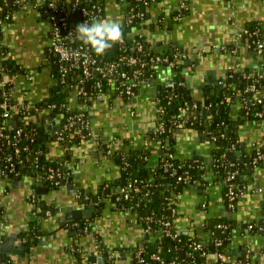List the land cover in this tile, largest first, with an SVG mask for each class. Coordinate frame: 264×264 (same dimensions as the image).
Returning a JSON list of instances; mask_svg holds the SVG:
<instances>
[{"label":"crops","instance_id":"0c3cea01","mask_svg":"<svg viewBox=\"0 0 264 264\" xmlns=\"http://www.w3.org/2000/svg\"><path fill=\"white\" fill-rule=\"evenodd\" d=\"M4 1L12 10V18L2 27L0 38V67L6 60L10 62L8 69L3 71L4 83L10 85L12 101L37 103L49 95L51 86L60 82L53 73L55 68L58 69V65L54 68L52 60L54 55L50 50L52 23L44 12L48 0H12V7L11 2ZM261 1L264 2V0H161L151 3L145 9V21L140 27H133L128 36L146 37L155 50L163 51L167 47L172 49L174 56H177L176 67L156 65L154 72L142 81L136 94L131 98L124 99L113 93L100 92L88 107H82L75 97L71 98V95L69 98L72 108L87 109L92 126L102 136H108V139L104 140L118 138L122 142L123 139H128L130 145H126L125 149L130 147L142 149L149 145L151 134L156 129L161 93L164 84L169 83L168 80L171 82L174 75L177 76L178 73L183 75L187 69L180 86H186L185 79L189 78L199 79L202 85L206 84L203 80L209 76L210 81L214 83L208 86L207 92L210 94L211 90L215 89L219 95L222 90L221 82L220 84L216 82L222 80L230 69L231 81L225 87L230 95L228 97H231L229 116L234 121V126L238 127L239 136L236 143H244V153L238 155V158L244 155L247 165L242 174L245 176L242 179L247 181L243 183L246 186L245 192L238 198L235 210L227 212L224 181L221 178L216 180L219 176L215 174L210 164L218 145L207 139L205 133L201 136L197 130L190 131L186 129L187 127L176 129L171 140L177 159L182 161L204 159L206 163L208 162L209 179L189 185L177 195L175 202L177 211L173 215L174 227L193 237L206 239L212 234L211 227L216 220L229 216L234 226L228 242L230 254L228 264H264V233L252 232L247 228L250 223L264 217V193H257L252 188V185L264 188V183L261 184L260 177L255 172L256 167L252 174L245 173L246 167L252 162L255 146H264V118L258 121L241 119L244 116L241 113L239 98L242 95V90H239V79L252 75L245 70L246 65L259 63V60L264 62V53L249 59L246 55L258 51L247 42L242 47L246 55L235 52V61L231 62L229 56L231 54L227 53L233 46L239 49L240 46L237 44L239 40H233L232 44L233 42H229L232 37L226 36V33L240 29L246 41L250 38L255 41L256 35L252 33L258 31L254 27L256 26L261 27L260 38L264 39L262 33L264 5ZM182 2L188 7L185 10H178ZM124 15L122 3L117 0H106L102 19L113 18L123 24ZM250 27L254 30L250 31ZM185 49L188 50V54L185 53ZM188 55L200 57V66L198 67L194 61L183 66L184 62L180 61L188 58ZM238 60H241L239 67L242 71L235 70ZM195 67L201 69L195 78H192L194 75L192 70ZM207 71H210V74ZM235 74L240 77L233 79ZM181 76L180 78L183 77ZM255 76L257 83H260V89L257 88L255 93L258 97L264 98V72ZM147 79L157 83L159 89L155 90L151 83L146 82ZM70 85L72 84L66 83V89L72 94L74 87ZM200 94L199 90L194 92L198 101H201ZM134 97L138 98L137 102L132 101ZM47 125L54 136L48 145V158L50 160L62 158L65 148L55 139L62 125L61 117L48 120ZM10 126H13L12 123ZM70 154L73 167L71 183L76 188L80 186L77 189L86 191L85 194L92 199L90 203L80 204L79 198L74 192H70L66 185L52 190L44 186L49 193L42 195L39 189L35 188L37 181L33 176L8 179L1 169L0 237L4 238L1 243H5L3 254L6 258L0 253V264H73L75 258L71 249L72 243L79 242L86 255H95L96 233L102 236L109 247L136 248L146 239L147 234H150L149 240L152 238V234L146 230L145 224L136 214L120 211L111 201L105 203L101 214H96L98 210H95V218L90 219L92 230L86 231L79 226H73L76 230L69 232V224L79 220L62 222L63 209L71 204H75L77 208L88 207L94 203L95 196L103 191L104 186L111 187V184L116 183L120 177L119 166L111 160V155L98 142L84 140L74 145ZM159 162V151L156 150L148 158V165L155 169ZM228 166L232 164L229 162ZM259 194L263 195V200L254 197ZM33 195L36 197L33 198ZM99 198L101 199V195ZM33 199H36V205ZM35 206L38 210L36 214ZM49 208L53 212L52 216L45 212ZM32 224L39 233L36 242L28 247L23 235ZM232 249H236V253L231 252ZM122 254L123 252L119 254L116 264H132L131 253ZM87 259L89 257H86L85 261ZM206 264L222 263L217 253H210Z\"/></svg>","mask_w":264,"mask_h":264},{"label":"trees","instance_id":"16d2710c","mask_svg":"<svg viewBox=\"0 0 264 264\" xmlns=\"http://www.w3.org/2000/svg\"><path fill=\"white\" fill-rule=\"evenodd\" d=\"M60 1V0H59ZM66 5H70L71 1L62 0ZM119 3H122L124 9L135 7L137 10H140L142 7V2L137 0H117ZM161 1V0H156ZM4 0H0V3H3ZM81 6L91 9L93 5L98 4L105 8L106 0H80ZM6 9L12 14V10L9 8V5H6ZM72 20V16L70 17ZM139 23H135L133 27H140ZM123 27L124 36L128 38L127 50H117V52L113 55L108 51V58L110 60L117 59L121 54L130 55L133 54L134 51L130 49L133 42H139L143 44V49L139 52H136L137 56L141 59H145L149 62L147 65V74H152L155 70L156 63L151 61L152 57L158 55H171L173 54L172 49L166 51H160L159 49H154L151 46V43L148 42L146 37H129L128 30L133 27ZM255 29L259 31V36H255V40L260 38V28L254 26ZM133 39V40H132ZM57 58V57H56ZM55 56L53 57V66H57ZM10 62L6 60L2 67H0V94L2 92L1 84L4 83V70L8 69ZM3 68V70L1 69ZM19 68V67H17ZM9 69V71H11ZM60 69H54L55 76L59 79L58 85H53L50 87L49 95L43 100L32 103L36 105L41 110H44L41 114L36 112L35 110L30 111L29 113L23 114L18 113L15 118L18 119L19 124L16 128L7 126V132L13 137L16 133V130L22 128V134L18 137V143L13 145V143L5 144V147L0 152V165L5 164V157L7 154H11L14 152L15 148L18 147L21 150V156L27 161L24 165L18 164V161L15 159V171L11 172L9 168L3 167L4 176L8 179H18L22 176L28 175L33 176L36 179L37 185L36 190L41 186H45L48 189H57L62 183H71L73 180L72 173L67 174L66 177L60 183H56L48 179V176L51 172V168L60 167L63 162H71V154L70 150L76 144H80L84 141L83 137L80 135H73L72 133L67 134L65 141H61L60 144L65 148V154L62 158H58L56 160H50L48 158L49 151V142L54 139V136L48 131L46 125L48 120L55 119L57 116L61 117L62 123L64 120L75 113H78L80 108H72L70 106L69 98L70 92L66 89V83L73 82V78L78 79L83 76L80 72H74L73 78L70 77L67 79L65 76L62 77ZM128 73L130 74L132 68H127ZM88 83H90L89 88L87 89L88 95L81 96L78 98L79 104H89L90 98L95 97L100 92H109L114 93L107 84V81L102 79L99 75L94 73L90 77H88ZM242 82L239 84V90H242V95L239 97L241 101V113L243 114V118L241 119H250L251 121L261 120L260 117L256 114L259 111V105L255 102L258 98L256 93H245V89L252 85L257 84L256 76H244L241 78ZM69 81V82H68ZM6 88L10 91V85L6 84ZM221 93L218 95L217 93L212 95L211 93L207 94L205 104H202L200 100L198 101L196 98L187 94L185 91H181L179 88L175 90L174 94L171 96L169 92H163L161 95V103L160 106L164 109V113L161 115V118L165 125L164 132L160 133L156 129L151 134V141L149 145L142 149H135L130 147L129 149H125L124 147L130 145V141L128 139H123L121 142V146L119 149L115 150L114 153L110 156L111 160H113L120 168V177L116 180V183L111 184V188L115 186H120L125 184L131 178H137L139 180V185L142 188V193H144L148 188L152 190V200L147 204H140L137 206V200L139 199V194L135 192H131L130 199H123L120 203H118L119 210L124 213H129V208L131 207L136 211L137 217L140 219L142 217H152L151 223H143L145 224V228L150 229V233L152 234V238L149 242L144 244V248H140V245L136 248L129 247H109L102 239V236L99 233H96L95 237L97 242L99 243V252L105 257V264H116V261L119 256L114 255L112 259L108 258L109 253L123 252V253H131L133 257L132 264H170L174 260H183L184 263L187 264H206L207 257L210 253H220L223 252L229 254L228 242L231 236V230L233 228V220L229 216H223L216 220L214 225L211 227L213 234L210 235L209 238L200 239L198 237H193L189 234L183 235L179 232V236L177 238H172L167 235L162 230V222L168 219L173 221V216L171 214V199L173 196L179 195L185 187L189 186L192 181L198 180L200 178V167L199 163L205 161L204 159H199V161H182L177 158L173 160L175 167L177 168L176 175H173V170L165 169L164 163L169 161V154H175V149L172 145V135L174 131L177 129L174 121L179 116V107L182 105H188L187 114L191 111L192 114H197L198 118L193 120L192 122H187L183 126L188 128H193L197 130L200 134L205 133L207 137L211 135L217 136L216 144L218 148L213 152L212 159V167L215 170V174L221 178L223 181L227 178L228 172L233 171V166H228L230 162L226 156L227 148L223 144V142L231 143L234 146L237 142V126H234V121L230 119L229 111H230V103L226 101L227 97L230 96L227 94L225 88H223ZM125 99V97H123ZM236 99V97H234ZM1 102V97H0ZM15 102V101H14ZM193 102L198 104V107L201 109H193ZM25 105H29L30 103H24ZM53 104L56 107L52 110H49L50 106ZM204 107L206 111H204ZM1 109H0V130L3 126H5L6 121L1 117ZM86 116L90 118L88 111H85ZM91 119V118H90ZM92 121V120H91ZM80 124H76L73 128H77ZM182 126V127H183ZM229 128V134L226 133V128ZM4 130H2L3 132ZM73 129L71 130V132ZM88 134V130L83 129L82 135ZM56 139V137H55ZM161 145L163 146L162 148ZM159 151L161 155L160 163L154 169L155 172V181L154 184L148 185V174L146 171V158L150 157V155ZM38 152V155L35 153ZM256 149H254V153ZM252 154V159L254 156ZM206 162V161H205ZM231 163V162H230ZM184 164V165H183ZM211 164V163H210ZM232 164V163H231ZM182 167H179L181 166ZM208 165V162H207ZM5 166V165H4ZM237 166V171L240 172L236 175V183L243 185V183H247L245 179L241 178V175L244 173V168ZM211 167V165H210ZM253 169L255 167H252ZM67 171L64 170V173ZM182 176L183 180L179 181L178 177ZM106 185V184H105ZM114 185V186H113ZM110 185H106V189H103L101 192V199L105 197H109L113 202L115 201V196L112 195V189ZM226 192V188L224 189ZM100 199V203H98V211L96 214H101L104 209L105 203ZM48 208V207H47ZM47 210L46 209L45 212ZM132 210V211H133ZM230 211V210H229ZM233 211V210H232ZM231 211V212H232ZM90 221V219L79 220L78 222L81 226ZM142 222V221H141ZM83 224V225H82ZM218 224H223L227 226L226 228H218ZM89 229L92 230V225L89 226ZM255 232V231H253ZM38 229L35 225L30 226L29 230L24 233V238L26 240V244L29 247L31 244L36 242L38 236ZM217 240H222V245H216ZM194 241H203L205 244L204 250H196L194 251L190 245ZM71 249L75 258L73 264H96L94 260H92L89 254L86 255V251L82 249V246L79 245V242L74 241L71 245ZM142 250L143 252L139 257H141L144 261H140L137 257V252ZM184 251L185 254L181 257V251ZM192 255H189V253ZM158 254L161 256V260H156L154 255ZM88 258L85 261V258ZM225 264V263H223Z\"/></svg>","mask_w":264,"mask_h":264},{"label":"built area","instance_id":"2783aa9c","mask_svg":"<svg viewBox=\"0 0 264 264\" xmlns=\"http://www.w3.org/2000/svg\"><path fill=\"white\" fill-rule=\"evenodd\" d=\"M71 1L70 5H66L64 1L62 0H48L44 7V12L49 18V20L52 23V30L50 35V50L53 53V55L56 58V63L58 65V68L60 69V73L62 77L64 78L68 74L70 77L73 78V73L80 72L83 76L79 77L78 79L73 78V82H69L70 86L74 87V93H72L71 98L75 97L77 100L81 96H87V83H88V77L96 73L99 75L102 79L107 81V84L109 87H111L112 91L114 93H117L118 96L125 97V98H131L136 94V91L139 89L142 81L148 77L151 74H147V65L149 64L148 61L145 59H141L139 56H137L136 52H139L143 49V44L139 42H133L132 46L129 47L134 51L133 54L130 55H123L121 54L117 59H107L108 57V50L104 55L97 56L95 53L91 50V48L87 45H84L81 41H79L76 37V26L88 22L92 23L94 20L102 19L103 13L105 8H103L101 5L95 4L92 6L91 9L82 7L80 0H68ZM123 1V0H120ZM125 1V0H124ZM142 2V7L140 10H137L135 7H130L125 9V15H124V23L122 24L124 27H133L135 23H139L140 25L145 21V9L146 7L150 6L151 3L156 2V0H137ZM7 2L4 1L3 3H0V38H1V31L2 27L12 18L11 13L6 9ZM123 5V4H122ZM125 6V4H124ZM144 7V8H143ZM188 7V5L185 2H182L178 10H185ZM77 14L78 17L74 20L73 16ZM72 16V20L70 17ZM252 34L259 36L258 31H254ZM128 38L124 36L123 42L115 44L116 45V51L127 50V43ZM133 40V39H132ZM253 46L259 53H264V39L257 38ZM169 50L164 49V51ZM136 51V52H135ZM176 60L177 56H174V54L171 55H158L155 57H152L153 62L156 63V65H169L172 68L176 67ZM132 68L131 73L129 74L127 71V68ZM178 84L176 81H171L168 84H166V88L164 92H169L172 96L176 89H178ZM2 92L0 94L1 102H0V109H1V117L6 121L5 126H3L0 130V149L3 150L5 147V144L13 143V145H16L18 143V137L22 134V128H19L16 130L15 135L12 137L10 133L7 132V126L10 125L11 121H17L19 124V121L15 116L18 113H29L32 110H35L39 114L44 112V110L39 109L34 104L25 105L24 103L20 102H14L11 99L10 91L6 88V84L2 83ZM256 85L252 84L248 86L245 89V93H255L256 92ZM99 94V93H98ZM97 97V95L95 96ZM93 97V98H95ZM93 98H90L89 104H81L82 107H88L90 104H92ZM231 97H228L226 99L227 102H230ZM259 105V111L256 113L260 119L264 118V98L258 97L255 101ZM188 105H182L179 107V116L174 121L176 128H181L185 123L192 122L193 120L198 118L197 114H192L191 111L187 114V109L190 107H187ZM56 107L55 104L50 106L49 110H52ZM193 109H201V107H198V104L193 102L192 104ZM84 108L80 110L78 113H75L73 115L68 116L64 123H62L61 127L56 133V139L61 142L65 141L67 134L72 133L73 135H80L83 137L84 140H91L94 142H98L101 145L104 146L106 152L109 155H112L115 150L119 149L121 146V140L118 138L110 139V140H104L102 139V135L99 131H97L92 126V121L90 118L86 116ZM164 113V109L160 106L158 109V119H157V125L156 130L160 133L164 132L165 125L161 118V115ZM76 124H80V128H73L76 126ZM13 128H16L17 126H12ZM73 131L71 132V130ZM83 129L88 130V134L82 135ZM210 139L213 142H216L217 136L210 134ZM235 146V145H234ZM122 147V146H121ZM163 146L161 145L160 148ZM256 152L254 153L253 159H252V166L253 167H264V146L256 145L255 146ZM38 155V152L35 153ZM159 157L161 158V155L159 154ZM170 160L165 162L163 165L165 169H171L173 170V175H176L177 168L174 165L173 160L176 158L175 154L170 153L169 154ZM18 161V164L24 165L27 159L25 160L21 156V150L16 147L14 152L11 154H7L5 157V166L3 164L0 165V168L2 169L3 173V167L6 169L9 168L11 172L15 171V162L14 160ZM147 164H146V171L148 176V185L154 184L155 181V172L154 167L148 165V157L146 158ZM195 162L199 160H194ZM160 163V162H159ZM184 165V164H183ZM233 166V164H232ZM179 167H182L179 166ZM200 167V178L198 180L192 181L190 185L197 184V182H205L208 181V165L205 161H202L199 163ZM73 167L71 162H63L60 167L57 168H51V172L48 176V179L55 181L56 183H60L63 181V179L66 177L67 174H71ZM64 170L67 172L64 173ZM5 174V173H4ZM238 174L237 170L229 171L227 178L224 180V186L226 188L225 192V201H226V209L227 212H231L232 210H235L238 198L245 192L246 186L243 184L236 183V175ZM39 179V177L35 178ZM178 180H183L182 176L178 177ZM111 187H109L110 189ZM252 188L257 193H264V188L259 186L252 185ZM103 189H106V186L103 187ZM112 195L115 196V201L113 203L115 206L119 209L118 203H120L123 199H130L131 198V192H135L139 194V199L137 200V206L140 204H147L150 203L152 200V190L147 189L144 193H142V188L139 185V180L137 178H131L128 181L125 182V184L120 186H115L111 188ZM74 194L81 198L84 196L89 201H92L90 196L83 193L80 189L74 188L72 190ZM36 195H33V198H35ZM177 196H173L171 199V214L172 216L175 215L177 209L175 206ZM34 200V205H36V199ZM103 200L111 201L109 197L103 198ZM112 202V201H111ZM130 207L128 214H136V211L133 210ZM230 210V211H229ZM37 208L35 206L34 214L37 213ZM36 212V213H35ZM226 212V214H227ZM46 214L48 216H52L53 212L51 210H47ZM137 216V215H136ZM140 220L145 223H151L152 217H142ZM72 226L81 227L84 228L86 231L89 230V226L91 225L90 221H87L84 226H81L79 222L70 223ZM83 225V224H82ZM227 226L223 224H218V228H226ZM247 228L250 231H255L256 233H264V217L261 218L258 221H254L253 223H250L247 225ZM147 231L150 232L149 228H146ZM162 230L169 235L172 238H177L179 236V232L173 224V221L168 219L166 221L162 222ZM213 234V232H212ZM216 245H222V240H217ZM190 247L196 251V250H204L205 244L203 241H194L191 243ZM143 251L140 250L137 252V257L140 259V261H144L141 257ZM94 254L98 258L105 259L104 255H102L99 252V243L96 244V249L94 251ZM121 252L116 251V253H109L108 258L112 259L114 255L119 256ZM218 257L221 261V263L228 264L229 256L223 252L217 253ZM189 255H192L190 252ZM154 258L156 260H161V256L158 254L154 255ZM133 259V257H132ZM96 264H98V261H95ZM147 264H150L147 262ZM170 264H187L184 263L183 260H174Z\"/></svg>","mask_w":264,"mask_h":264},{"label":"water","instance_id":"95a60500","mask_svg":"<svg viewBox=\"0 0 264 264\" xmlns=\"http://www.w3.org/2000/svg\"><path fill=\"white\" fill-rule=\"evenodd\" d=\"M8 1L11 2L10 7H12V0H8ZM77 17H78V15L75 14L73 16V19L75 20ZM252 30H254V28L253 27H250V31H252ZM130 31H131V29L128 30V32H130ZM262 33H263V38H264V28L262 29ZM223 35L225 36V33ZM226 36L228 38L232 37V39H230V41H229L230 43L233 42L232 44H234V41L233 40H236V41L239 40V43H237L240 46L239 49H237L236 46H233L232 49L229 51V53H227V54H231V55H229L231 57V62L235 61V58H236L235 52H237L239 54H245L246 53L244 51V49H242L243 45H245L248 42L250 45L253 46V43H254V39L253 38H250L248 41H246V37H245V35L244 36L242 35V31L240 29L239 30L236 29L235 31H233V32H231L229 34L226 33ZM115 51H116V45H113V47L110 49L111 55L115 54ZM185 53L188 54V50L187 49H185ZM258 54H259V52H257V53L256 52H252V53L249 54V56L246 55V54L245 55H246V57H249V59H250V57H252V56L254 57V55H258ZM189 56L190 55H188V58H186V59H184V58L181 59L180 62H184L183 63L184 64L183 66H185L186 63H192L194 61L195 63H197V66L199 67L200 66V57H197V56H190L189 57ZM237 64H238V66H236L237 68L235 67V70L237 69L236 71H242V69H240L241 67H239V66H241L240 65L241 64V60H238L237 61ZM263 64H264L263 60H259V63H253V64L250 63L249 65H246V67H245L246 69L245 70L247 72L251 73L252 74L251 76H255L257 73L260 75V74H263V72H264V69H263L264 66H263ZM198 67L193 68L192 71L194 72V75L192 76V78H195V75L197 73H199V70L201 68H198ZM186 71H187V69H186ZM186 71L183 72V75L181 73H178L177 76L174 75V77L171 79V81L174 80L177 83H180V81L183 78H185L184 76H186ZM207 72H209L208 74H210V71H207ZM180 76L182 78H180ZM66 77H67V79H69L70 78V75L68 74ZM239 77H238V74H235L233 76V79H238ZM7 78L8 77L6 76V80H7ZM209 78L210 77L208 76L207 78H205L203 80V82H206V84H203V85H202V83H200V80L199 79H194V80L192 79L191 80V78H189V79H185V81L187 82V85L186 86H180L179 84L177 86H178V88L181 91H185L187 94H190L194 98H196L194 96V92L196 90H199V92H201V94L199 95V96H201V97H199V98H201V101L200 102H202V104H205V102H206V96L208 94V92H207L208 86L214 83L213 81H210ZM230 81H231V77H230V69H229V70H227L225 76L222 77V80L217 81L216 84H220V82H221L220 88L223 89V88H225V87H227L229 85ZM146 82L151 83L154 86L155 90H158L159 89V87H158L159 85L157 83L155 84L153 80L147 79ZM168 82H170V81L168 80ZM58 84L59 83H57V85ZM165 84H164V87H163L164 89H162L163 92H164V90L166 88L165 87L166 86ZM89 86H90V83H87V88H89ZM256 87L258 89H260V83H257ZM216 92L217 91L215 89H213V90H211L210 93L212 95H214V94H216ZM227 94L229 95V92L228 91H227ZM132 101L133 102H137L138 101V98L137 97H134L132 99ZM204 111H206L205 107H204ZM11 123H12L13 126L18 125V122L17 121H14V120L11 121ZM46 127H47L48 131L51 132L50 126L49 125H46ZM225 130H226V133L228 135L230 133L229 132L230 131L229 128L227 127ZM201 136H203L202 133H201ZM236 136L238 138L239 135L237 134ZM102 139H108V136H106V135L105 136H102ZM207 139L210 140V137H207ZM223 144L227 148V151H226L225 154H226L228 160L234 165L233 170H237V166L236 165H239L240 167L245 168V166H247L246 165V158H245V156L243 155V156H240L238 158V155H241V154L244 153V143L243 142H240L239 144L236 143L235 146H232L231 143H227V142L224 141ZM210 163L212 164V161H210ZM252 167H253L252 164L249 163L248 164V167H246V169H245V173L246 174H252L253 173V168ZM0 172H1V168H0ZM242 177L244 178L245 176L242 175L241 178ZM62 185H66L67 186V189L70 192H72V190L74 188H76L73 183H62ZM256 186H258V185H256ZM79 187H77V188H79ZM82 191H83V193L86 192L84 190H82ZM39 193L42 194V195L43 194H48L49 193V190L47 188H44L43 186H41L39 188ZM89 194H91V193H89ZM100 195H101V193L99 192L98 195L95 196L94 203L91 204V205H89L86 208H82V207L81 208H77L75 204H71V205H68L67 207H65L63 209V216L61 217L62 222L67 221V220L75 221V220H80V219H91V218H95V215H96L95 214V210H98V205H96V204L97 203H100V198H99ZM101 201L104 202V203H106V201L103 200V199H101ZM79 203L80 204H84V203L86 204V203H90V201L87 198H85L84 196H82L81 198H79ZM74 230H76V228H74L71 224H69V232L72 233ZM181 233L183 235H187V232H185V231L184 232H181ZM0 235H1V228H0ZM149 237H150V234H147L146 235V239H144L140 243V248H144V244L147 243V242H149L148 241L149 240ZM2 239H4V238L0 237V253H1V256L2 257L6 258V255L3 254L4 251H5V243H3V242L1 243V240ZM21 246H23V245H21ZM236 251H237L236 249H232L231 250V252H233V253H236ZM184 254H185V252L182 250L181 251V257H183ZM122 255H124V253ZM244 256H246V255H244ZM90 257H91L92 260L98 261V264H105L106 263L105 262V259L98 258L95 255H91Z\"/></svg>","mask_w":264,"mask_h":264},{"label":"clouds","instance_id":"9594fccd","mask_svg":"<svg viewBox=\"0 0 264 264\" xmlns=\"http://www.w3.org/2000/svg\"><path fill=\"white\" fill-rule=\"evenodd\" d=\"M76 37L97 56L104 55L113 45L122 43L124 31L120 21L113 18L84 22L76 26Z\"/></svg>","mask_w":264,"mask_h":264},{"label":"rangeland","instance_id":"374dc122","mask_svg":"<svg viewBox=\"0 0 264 264\" xmlns=\"http://www.w3.org/2000/svg\"><path fill=\"white\" fill-rule=\"evenodd\" d=\"M261 3L264 5V2L263 1H261ZM183 127H185V126H183ZM186 129L191 131L193 128H188L187 127ZM255 172L258 173V177H260V182H261V184H263L264 183V168H262V167H256L255 168ZM261 175H262V177H261ZM254 197L263 200V195L262 194L254 195Z\"/></svg>","mask_w":264,"mask_h":264},{"label":"flooded vegetation","instance_id":"af4514ba","mask_svg":"<svg viewBox=\"0 0 264 264\" xmlns=\"http://www.w3.org/2000/svg\"><path fill=\"white\" fill-rule=\"evenodd\" d=\"M239 82L241 83V82H242V80H241V79H239Z\"/></svg>","mask_w":264,"mask_h":264}]
</instances>
